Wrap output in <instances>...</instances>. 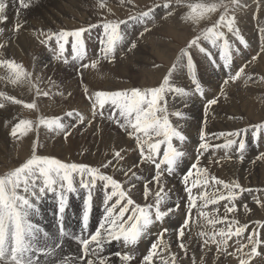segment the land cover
I'll list each match as a JSON object with an SVG mask.
<instances>
[{
    "label": "bare ground",
    "instance_id": "6f19581e",
    "mask_svg": "<svg viewBox=\"0 0 264 264\" xmlns=\"http://www.w3.org/2000/svg\"><path fill=\"white\" fill-rule=\"evenodd\" d=\"M10 1H12V0H5L6 9H5L4 15L6 16L8 14V16L11 19L8 20L6 25L3 24V26H5L4 31H1L2 29L0 30V62H3V61H14V62H16L18 59V62H17L18 65H20L22 67V69H25L26 72L30 74L31 84H29L26 81L25 82H19L16 84L11 83L9 80V77L11 76L10 70L7 69L5 66L0 65V93H3L4 96L20 100L24 103H31V102L35 101L37 104V108L36 109H26L23 107V103L14 104L11 102V100H5L2 97H0V103H2L4 105L3 107H0V176H4L7 173H9L10 171H13L16 168L20 167L29 158H31L30 156L33 155V150L35 149V154L38 156L55 158V159L60 160L61 162H65V163H77V164H83L86 166H91V167L99 169V171L101 173L111 176L113 179H115L121 183L122 188L126 192V195L133 200L134 204H133V206H129L130 208L137 206V205L138 206H146L148 204H154L155 193H156V191L159 190L156 182L153 180V177L156 174V170L152 165L150 166L151 161L150 162L149 161H142V158L140 155V149L137 146V142H136L134 136L130 138L122 128H120V129H122L120 131L112 129V126L114 127L115 124L117 125L116 128L120 127L116 122L120 118H119L118 113L116 112L115 109L112 110L111 106L106 105L105 108L103 110H101L97 106L96 115L94 116L93 110H92V105H91L87 95H86V97H87L86 100L83 98L82 94H81V96H79V93H75L76 87L71 88L72 90L71 91L68 90V92L65 90L64 92H62L64 94H61V95H58L57 97H55L56 99L58 98L59 101H64L67 104V106L65 105V107H63V105H61V103H60V105L57 104L59 107L58 106L53 107L54 105L52 104V102H50V100H51L50 98H54L51 95L52 93L51 94L48 93L47 96L42 95L43 92H46V83H47V78L44 76L43 72L48 70V69L44 70L45 68L40 69V67L46 61L52 60L53 53L45 52V50L42 48L43 45H42L41 41L43 38L46 39V43H49V41H54L56 34L60 33L62 30H65V28H68L69 30L74 31V30H77L80 28H88L90 25H95L96 23L94 21L90 20L88 18L89 15L86 13V4L89 0H25V3L28 5L27 7H25V11L27 12V14L29 13V15L34 18L32 20V22H27L28 20L26 18H24L26 16V15H24L26 12L25 13H24V11L19 12L18 9L16 7H14L12 2H10ZM98 1L104 4V7L107 9L106 10L107 13L113 14L115 17L126 12V9H127L126 5L127 4H125V3L127 2V0H123L124 3L122 2V0H120L122 2V4L120 6L116 5V2H115L116 0H98ZM121 2H119V3H121ZM180 10H181L180 7L179 6L177 7V5H174V6L171 5L167 8H163L162 10H158L159 13H157L155 15L154 21L150 22L151 25L150 24H148L147 26L144 25L145 27H141L140 30L137 29L139 32L144 33L143 39L145 40L144 44L145 43L146 44H145V46H141L143 44L142 43L140 46L138 45L139 47H137V48L134 47V50L131 48V50H133L132 52L127 50V51H129V53H125V55L127 54V57L124 56L117 63V65L120 66V68H121V70H118L119 74L121 73V74L126 76L127 74H125V73L127 71H130V69L132 67L133 69H136V72H137L135 75H133V77H138L139 78L138 80L143 81V80H146L148 77L155 75V76H157V78H159V79L161 78V83H162L163 78L165 77L166 73L163 74L164 72L160 71V69H159L160 67L159 68L153 67L152 62L144 61V59L146 58V54H145L146 52L145 51H146V49L150 48L152 51L157 53L158 56L165 54V53H167V54L171 53V46H170L171 44L170 43H168V42L163 43L162 46L160 45V43L162 41H164V37L162 36L164 33H168V34H170L176 38L182 37L180 32H179V28H178L179 26L182 25L181 21L179 20V16H178ZM227 15H228L227 17H229V18H234L235 24L237 26V30L239 32V36L244 35V33L246 34V38L244 40L247 44V48H242L240 50V48L243 47V44H241L240 45L241 47H239V44H237L236 41L233 40V38L229 39V41L231 42L230 43L231 48L228 49L227 51H230L232 48L237 47V49H238L237 51L239 52V54H238V57L232 58L233 62H231V64H230V69H223L224 71H226V70L228 71V73H225V75H227V78L230 74L235 75V72L238 71L241 67L244 68V72L241 74V76L238 79L233 81V82H235V84L233 86L230 85L232 81L231 80L229 81L228 86L230 87V91H228V92L230 94L231 92L234 93L237 90H241L240 92L245 93L244 99H246L247 101L243 105L248 108L247 115H248V117L253 118V120L255 122H259L262 119H264V102H263V106L262 105L259 106L260 103L259 104L257 103L258 101H261L259 98L263 97V94L260 90L264 91L263 86L261 88H259L257 86L258 85L257 82H260V79L258 77V73L261 74L260 76L264 77V50H262V49H264V31H262V29H264V26H262V24L264 23V0H238V3L233 5L232 11L230 13H228ZM17 25H19V27H22L24 25V27H26V29H27L26 32L28 34L25 37L23 36L21 38V39H23V44L21 45L19 43L18 48H17V46H15V42L12 40V38L14 37V34L9 29L10 27L11 28L17 27ZM249 25H251V26H249ZM261 26H262V28H260ZM248 27H249V29H246ZM223 28L224 27H221L220 29H223ZM94 29L95 28H92V29H90V31L93 32ZM145 29H147V31H145ZM185 30H183V32ZM142 33H141V35H142ZM31 34H32L31 37H34L36 40L35 44L31 45V46L25 45L27 42H30V40L28 38ZM49 34H52L51 40L48 39ZM39 41L41 42V46L36 45V43H38ZM141 41H143V40H141ZM202 41L203 40H199V43H204V41L203 42ZM12 42H14V44ZM192 48H194V47H192ZM206 48H205L206 52H208V51L210 52V48L209 47H206ZM197 50H195L196 55H200L202 57V59H203L202 64L205 66V69L206 70L210 69V71L212 69L214 71L211 74L212 77L208 76V78H207L209 85L216 82V80H214L213 78H215V79L221 78L220 82H221V84H223L225 78H223L221 76V74L224 71H217V66L213 63H209L208 60H204L205 54L201 53L200 51H197ZM125 51H126V49H125ZM254 56L256 57V60H258V61L253 60ZM166 57L168 59L169 56H166ZM92 60H94V59H92ZM59 61H60V58H59ZM193 61L195 62V55L193 56ZM195 66H196V64H195ZM113 67H115V66H113ZM197 67H200V65L198 64ZM161 69H163V68H161ZM170 69H172V68H170ZM177 69L174 70L175 73H173V75L171 77V83L172 84L178 83V86H183V87L187 88V90H188L189 88L187 87V84L189 83V81H191V79L187 73L186 63H184L183 67H181V68L177 67ZM102 72H104V71H102ZM215 72H217V73H215ZM84 74H85V72H84ZM184 76H188V78L186 79ZM110 78L111 77H109L108 74L105 75V78H104V76L99 77V76L89 75L87 77L86 81H87L88 89L92 90V92L90 91L91 94H93V96H94V93L96 91H93V90L96 89L98 91L97 87L98 88L101 87V89L103 88L104 90L106 89L107 91H109L111 89H114V90L124 89L126 87V85H125L126 83H123L122 81H119L117 79H110ZM135 80H137V79H135ZM33 85L35 87H33ZM37 88L40 90L41 94H37ZM192 88L195 89L194 86ZM54 91L55 90L53 89V92ZM172 94H170V95H172ZM205 98H203L202 100H204ZM56 99H54V100L56 101ZM58 100L56 102H58ZM187 100H188V98H187ZM248 101L249 102L251 101L249 103V106H248ZM183 103H185V102H183ZM62 104H63V102H62ZM177 106L175 104V97L172 96L171 98L168 99V101L166 103V107L168 110L170 122L176 130L180 131L181 130L180 128L183 126H181L179 118L176 115H174V113L178 112L177 111L178 109L176 108ZM225 106L228 109H230V107L232 106L230 103V100L228 98H226ZM255 107L257 108V110H259V108L263 109L261 111H258L259 115H256L257 112H254V113L252 112L253 110H255ZM179 109H180V107H179ZM228 109H226V110L228 111ZM101 111L103 112V116L100 115ZM69 112H72L73 116L69 117L67 115V113H69ZM76 113H79L81 116L84 117V120L82 123L80 122L78 117L75 115ZM187 116H189V115H187ZM197 116L194 117L196 120L201 117V114H200V116H198V117ZM41 117L49 118V119L60 118L62 123H64L66 125V128L63 132L57 131V130L50 131L43 126L36 128L35 122ZM205 117H206V115H205ZM22 119L32 121L34 124L33 130L29 131L26 135H21L20 132L18 131L17 136L13 137L11 135L12 129ZM242 119H241V121H242ZM191 120L195 121L192 117H191ZM243 121H244V119H243ZM198 122L199 121L191 122L190 126L187 125L190 127V128H188V130H186L187 133L193 132L194 130H196V128L199 127ZM214 122H216V121H214ZM214 122H213V125H214ZM229 122H230V120H229ZM231 122H232V120H231ZM121 123H122V121H121ZM195 123H198V126H196ZM236 123H237V121H236ZM205 124H207V123H205ZM241 124H242V122H241ZM211 125L212 124H210V126ZM234 125H235V123H234ZM245 125H246V123H245ZM213 127H216V126L214 125ZM184 128L186 129V126ZM206 128H208V127H206ZM220 128H222V127H220ZM231 129H233V127ZM242 129H243V127H242ZM235 132H238L240 134V131L238 129ZM66 133H67V135H66ZM75 135H77V136L75 137ZM224 135H225V133H224ZM238 136H236V137H238ZM212 138H213V140H215L214 137H212ZM228 138H230V137H228ZM232 138H235V137H232ZM173 141H172V143H173ZM225 141H226V139H225ZM176 142L178 143L179 140ZM219 142H223V139L220 140ZM179 144H181V142H179ZM175 145H176V143H175ZM235 146H236V144H235ZM164 147H165V145L161 146L162 152H163ZM174 147L178 150L177 146H174ZM117 151H119L121 153V156L119 158H117L115 156V152H117ZM145 152H147L146 148H145ZM162 152H161L160 156H162ZM259 152L260 151L254 153L253 155L251 154L252 156L247 155L245 157L243 156L244 152L240 153L239 155L227 152L228 154L226 155V159H228L230 161H234V162L240 160V162L242 164L240 162H237V163H240L242 165V167L244 168V167H246V166H244L246 164V162L249 159H251L252 157H254L256 154H257L256 156H258V157L261 156V154L263 152L260 154H259ZM199 156H201V155H199ZM207 157H209V156H207ZM190 158L192 160V157H190ZM187 160H188V158H187ZM105 164H108V167H103V165H105ZM163 167H166V166H162V168ZM186 168H188V167H186ZM190 168H191V166H190ZM179 169H180V165L174 170L172 175H168L167 172H165L163 174V176L161 177V183L163 185L164 195H165V200L162 204V210H167L168 208H175L178 205V199L180 196L181 186L183 184V182L180 180L181 170H179ZM204 171H205V169H204ZM243 171L246 172L244 169H243ZM243 171L242 172L240 171L239 166L233 167L232 171H231L232 177L236 178V179L240 178L242 176L241 174L243 173ZM133 173L135 175H133ZM173 177H175V178L172 179ZM253 177H254V175H253ZM79 180H80V177L78 174H76L74 176V181H75V184L77 186L78 192L71 194L73 198H70V196H69L68 205H67V208L63 214V222L62 223H63V228L66 232V235L64 237L59 236L60 221L56 220V216L58 215L59 204H58V199L54 193H49V195H48L49 201H53L54 204L52 203V204L45 207L44 212H46V214H44V213L41 214L40 209L37 208L36 212L38 214H40V216L37 219L40 221L36 220V222H35V220H33L31 217L32 221L38 226V228L40 230H42V232H41V243L44 242L43 241L44 234H47L48 237L50 238L47 241L49 244H51L53 241L61 243L62 247H61V249L57 250V252L55 254V259H56V261H60L64 258H68L69 264H86V261L80 263L81 262L80 260L75 261L72 259V257H75V259H76L77 257H79L81 255L80 245L76 242V240L73 237L82 236L83 238H87L86 235L89 234V236H90V234L94 233L96 228L99 227L100 222L104 218L105 192L106 191L108 192V189H110V188H108L106 190L103 186V182L97 181L96 187L94 189H92V201H91V209H90V214H89L88 228H87V231H83V223H82L83 201L86 198V196L88 195V192L84 189H79ZM145 185H148L150 188V191H151V195H149V197L147 199H145V195H144ZM257 186H259V188L262 189V188H264V183L257 185ZM210 187H211V185H210ZM249 187H253V186H249ZM241 189H244V191H241ZM249 189L250 188L242 187V185H241L240 189H233V191L236 193V196L239 199L240 196L246 195L248 193ZM227 192H225L224 194L227 195ZM98 193L101 194V196H102L101 198H98V195H97ZM47 194L48 193H46L44 196H42L38 201H35L36 207L39 204L41 208H44V203H43V200H41V199L46 197ZM93 196H97V199H98L99 203L101 204V206L96 205V203L93 199ZM116 199L117 198H115V200ZM257 201H259V203H257ZM125 202H126V200L122 201V203H125ZM239 202H240V200H239ZM239 202L237 201L238 205H239ZM109 204H111V200L109 201ZM224 204L226 206L229 205L228 202H225ZM72 205L77 206V208L75 207L76 211L71 207ZM262 205H264V196H260V198L258 200H256L255 202H249V206L247 207V210L245 208V214L248 215L247 219L242 220V223L240 222L241 225L238 224V225H234V226H239V225L245 226V228L247 229L248 224L252 225L255 223V221L261 222V224H262L264 222V218H263L264 217V206H262ZM216 212L219 213L218 211H216ZM229 215H230V213H229ZM234 217H236V216H234ZM228 221L229 220L223 219V222L220 223L221 226L218 228L223 227L227 230ZM180 222H181L180 221V213L178 212V210H175L172 213H170L168 216H166L163 219V221L155 222L149 228L148 234H146L135 246L125 247L123 245V242H122L120 245L117 244V246L113 245V246L106 247V243H105L103 252L100 253V255L103 256L104 258H106L107 261L109 260L108 264H123V262L119 259V257L116 256V253L119 252V253L123 254V253H125V250H131V251H128L127 253H130L134 256V255H136L135 249L139 246H144L146 244V241H144V238L148 237L150 239V237H151V239L149 240L148 246L145 248H141V250L137 252L139 254L138 257L143 258L144 256H146L148 254V251L151 247V244L156 242V240H157V239H155V240L152 239L153 235L156 234L158 237L159 234L164 229H167V232H165L163 235V243L159 246L157 251L164 249L165 245H167V249L164 250V254H167V256L170 257V260H171L170 264H179V261H180L179 256L181 254L180 253L181 251H180V248L178 246V229H180V225H182V224H180ZM218 224L219 223H217V225ZM202 225H203V223H202ZM202 228H204V226H202ZM153 231H154V233L152 235L151 232H153ZM247 233H249V232H247ZM216 238H218V237H216ZM111 242H113V241H111ZM240 243H242V242H240ZM211 245H212V243H211ZM233 246H234V244H233ZM236 246H238V245H236ZM230 247H231V245H230ZM128 248H130V249H128ZM197 249H198V247H197ZM228 250H230V248H228ZM191 253H193V252H191ZM106 254H109V255H106ZM200 256H202V254ZM205 256H206V254H205ZM173 257H175L174 262L172 259ZM206 257H208V256H206ZM89 258H91L93 260L97 259L96 256H90ZM192 258H193V256H192ZM229 258H230V256H229ZM116 259L120 260V261H117ZM164 259H165V256H164ZM208 259H210V258H208ZM158 260L154 259V257H153V264H160L161 261H158ZM233 260H235V259H233ZM39 264H52V258L47 257V256H40L39 257Z\"/></svg>",
    "mask_w": 264,
    "mask_h": 264
},
{
    "label": "snow or ice",
    "instance_id": "6c2138e0",
    "mask_svg": "<svg viewBox=\"0 0 264 264\" xmlns=\"http://www.w3.org/2000/svg\"><path fill=\"white\" fill-rule=\"evenodd\" d=\"M123 2V0H122ZM21 7H27L25 0H19ZM233 5L238 3V0H231ZM100 7H104L101 3ZM165 8L169 7L168 4L164 5ZM190 12L186 19L193 22H197L201 19L205 13L215 12L218 8H224L225 14H221L219 20L212 26L205 30L203 37L213 47H217L216 41L223 40V44L220 46V59L223 61L224 69H230L231 55L227 51L231 48L229 42L224 38L223 33L219 32L217 29L221 27H226L229 32H234L240 43L247 47L246 42L239 36L238 30L233 28L235 23L234 18H229L226 16L227 5H225L222 0L219 4H203L197 3L189 5ZM6 9L5 0H0V22L7 19L4 15ZM151 9L142 12L139 16H130V20L140 19L149 17ZM126 23V21L118 22H105L102 25H90L88 28H80L71 32L61 31L56 34V42L59 47L60 54L65 51V44L68 43V37H72V53L74 60H82L85 56L84 51V40L83 34L85 32H90V29L102 27L103 37L100 43L102 47V52L104 58H108L111 53L115 51L116 44L123 39L120 32V25ZM19 25H17V28ZM147 31V29H145ZM264 31V29H262ZM143 34V33H142ZM48 39H52V34H49ZM200 36H197L192 41L189 42L188 48L196 47L201 53H205L204 47L199 44ZM64 41V43H61ZM43 42V41H42ZM135 47V44H132ZM264 50V49H262ZM186 58V69L187 73L191 79L192 84L195 87V92L203 95L201 90V85L196 76V66L194 64L193 58L189 51L181 50V53L177 57L176 63L173 64L172 69L169 70L168 74L163 78L162 83L151 89H138L133 88L131 90L124 91H96L93 95L88 94L87 88H85V93L88 95V99L92 105L93 115H96L97 106L99 109L103 110L106 105L111 106L116 110L120 119L116 122L117 124L126 132V134L131 138L135 137L137 146L140 149V155L142 161H151L154 164L156 174L153 180L156 182L159 190L155 193L154 204H148L146 206H134L129 207L134 204L133 200L126 195L125 190L122 185L117 180L113 179L109 175H105L99 171V169L86 166L77 163H65L61 162L55 158L42 157L35 154V149L33 150V155L20 167L13 171H10L4 176H0V264H39L40 256H47L52 258V264H69V259L64 258L60 261H56L55 254L57 250L61 249L62 244L53 241L49 244L47 241L50 239L47 234L43 236V243H41V230L32 221L31 217L37 211L35 201H38L46 193H54L58 199V219L60 221L59 236L64 237L66 232L63 228V214L68 205L69 194L77 193L78 189L74 181V176L79 175V189H84L88 192V195L83 201V231H87L89 214L91 209L92 201V189L96 187L97 181H102L104 188L107 190L111 188V192H105L104 197V218L100 222L99 227L96 228L95 232L90 234L87 238L82 236L73 237L76 242L80 245L81 255L76 259L81 262L86 261V264H108L106 258L100 255L103 252L105 243H110L111 241H122L125 247L135 246L146 234H148L149 228L159 221L178 210L179 205L175 208H168L167 210H162V204L165 200L164 188L161 183V177L165 172L168 175H172L174 170L179 166L181 158L184 153L178 151L173 146V139H179L183 141L185 137L176 130L170 122L168 110L165 103V97L167 93H175L180 96H188L189 92L184 88L177 87L171 83V77L174 70L177 67H183ZM209 59L212 57L209 55ZM256 57H253L255 60ZM67 62V61H65ZM0 65L5 66L10 70L11 76L9 80L11 83L16 84L19 82H28L31 84L30 74L25 72L22 67L13 61H3ZM89 64H82L83 69L89 68ZM91 67L96 68V62L91 64ZM244 72V68L241 67L235 72V75H229L227 79L224 80V85H227L229 81H235ZM33 87H35L33 85ZM223 92V86L221 87ZM37 94H41L40 90L37 88ZM42 95L47 96L48 92H43ZM0 97L5 100H11L14 104L23 103V107L26 109H36L37 104L35 101L31 103H24L20 100L4 96L0 93ZM217 103V99L208 100L207 107ZM4 105L0 103V107ZM69 117L73 116L72 112L67 113ZM80 122L82 123L84 117L79 113L75 114ZM103 116V112H100ZM178 118L181 117V113H174ZM122 121V123H121ZM43 126L48 130H57L63 132L66 125L62 123L60 118H39L35 122V127L39 128ZM34 124L30 120L22 119L20 120L12 129L11 135L16 137L18 131L21 135H26L29 131L33 130ZM259 128H264V125L258 126ZM67 135V133H66ZM223 135V134H222ZM238 132L227 133L229 137L238 136ZM206 133L201 131L200 140L201 143L198 145V151H207L210 145L205 142ZM257 138V134L253 133V139ZM237 141L233 139H228L226 144L223 145L225 148H231ZM161 145H165L163 148L162 156ZM245 141L243 139L239 140L238 151L243 152L245 148ZM216 147H221L217 145ZM145 148L147 152H145ZM115 156L119 158L121 153L119 151L115 152ZM242 158V157H241ZM261 158H264L262 156ZM158 161V162H157ZM110 163V162H109ZM199 156L197 157V162L191 165V169L197 170V179L193 181L191 187L187 186L189 177L193 175V172L189 170L183 175V182L185 183V191L189 193V215L191 209L194 207H199L200 217L207 221L208 225L215 226L217 223H222L223 220L219 218H209L210 213L203 211L202 209L208 205L218 204L221 200L232 201L236 198V193L233 189H240V185L236 182L225 183L224 181L217 179L215 177L211 178V184L222 186L223 189L228 190L227 195L219 189L209 191L210 187L208 180L203 182L200 179L201 170L198 168ZM162 166H166L163 167ZM103 167H108V164L103 165ZM133 175H135L133 173ZM203 187L205 190L199 193V200L202 202L199 206L197 205L196 198L193 197L192 189ZM244 191V189H241ZM145 199L151 195V191L148 185H145L144 191ZM113 197H116L114 203L109 204V201ZM126 203H122L125 201ZM259 203V201H257ZM119 206V207H118ZM264 206V205H262ZM247 210V206H245ZM234 211V206H225V213H231ZM227 219L225 215L224 220ZM189 224V218L186 217L184 225L178 229V238H182L184 235V227ZM238 225L237 221H228V228H220L218 232L209 234L207 232H201V236H208L205 240V244L211 243L217 244V250H220V246H227V241L233 235L240 237L245 233V226H236L233 231L232 226ZM167 232L164 229L158 236L156 242L151 244L148 254L143 257L142 264H153V257L158 255L157 249L163 243V235ZM216 235L220 236V240H216ZM248 244H242L236 249L237 252H243L245 248H249L250 251L245 255L248 259L241 258L239 264H250L251 257L259 255L258 247L264 243V240L259 238L258 233L252 232L247 237ZM180 248L184 250L183 243L180 244ZM167 249L165 245L164 251ZM229 255H234V253H228ZM90 256H96L97 259L93 260L89 258ZM116 256L123 262V264H128L132 259L133 255L130 253H116ZM173 262L175 257L172 258ZM163 264H169L168 261H163Z\"/></svg>",
    "mask_w": 264,
    "mask_h": 264
},
{
    "label": "rangeland",
    "instance_id": "374dc122",
    "mask_svg": "<svg viewBox=\"0 0 264 264\" xmlns=\"http://www.w3.org/2000/svg\"><path fill=\"white\" fill-rule=\"evenodd\" d=\"M10 2H12L14 7H16L19 12H23V11H24V13L26 12L25 7L20 6L19 0H12ZM115 2H116V5H118V6H120L122 4V2L120 0H116ZM119 2H121V3H119ZM222 2L225 5H227L226 16H228L227 14L232 11L233 4L231 3V0H222ZM197 3L219 4V3H221V0H127V2L125 3V4H127L126 5L127 6L126 12L123 14H120L119 16H116V17L113 14L107 13V11H106L107 9L105 7H100L101 2H99L98 0H89L86 4V13L89 15L88 18L96 23L95 25H102L105 22H112V21L113 22H118L121 20L126 21V23L120 25V32H121V35L123 36V39L116 44L115 51L113 53H111L108 58H104V54L102 52L100 40H101V38L106 39V37H103V28L102 27H97L93 30V32L90 31V32H86L83 34L85 56H84V59H82V60H74L72 58L73 57L72 43H71L73 40L72 37H68V43L65 44V51L63 52V55L59 54L60 52H59V47H58L57 42H56V37H55L54 41H49V43H46V39L43 38L42 39L43 42L41 41L42 45H43L42 48L45 50V52L53 53V58H52V60H48L45 63H43L42 66L40 65L41 66L40 69H44V68H45L44 70L48 69V70L44 71L43 73H44V76L47 78L46 92H48L50 94L52 93L51 95H52V97H54V98H50L51 99L50 102H52V104L54 105L53 107H57L58 105H60V103H61V105H63V107H65V105L67 106V104L64 101H59L58 98L56 99L55 97H57L58 95L64 94L62 92H64L65 90L67 92H68V90L71 91L72 90L71 88H74V87H76L75 93H79V96H81V94H82L83 98L85 100L88 97V95L86 97L85 88H87L89 95H93V94H91L92 90L88 89V85H87V81H86L87 77L89 75L99 76V77L104 76V78H105V75L108 74V76L111 77L110 79H117L119 81H122L123 83H126L125 84L126 87L124 89H119V90L111 89L109 91L131 90L132 88H138V89L144 90V89H151V88H154L156 86H159L161 83V78L159 79V78H157V76L153 75V76L148 77L146 80L140 81V80H138L139 79L138 77H133V75H135L137 72H136V69H133L132 67H131L130 71H127L125 73V74H127L126 76L121 74V73L119 74L118 70H121V68H120V66L117 65V63L124 56L127 57V54L125 55V53H129V51L132 52L134 50V48L132 47L133 43H135V48L139 47L142 43L143 44L141 46H145L146 43L144 44L145 40L143 39L144 33L141 35L142 32H139L138 30H140L141 27L147 26L148 24H150V22H153L155 15L157 13H159L158 10H162L163 8H165L164 7L165 4H168L169 6H171V5H173V6L177 5V7L179 6L181 10L179 11L178 16H179V20L181 21L182 25L179 26L178 28H179V32H180L182 37L176 38V37H173L172 35H170L168 33H164L162 35L164 37V41H162L160 43V45L162 46V44L166 43V42L170 43L171 44L170 45L171 46V53H169V54L165 53V54L158 56L157 53H155L150 48H148L145 51L146 52L145 53L146 58L144 59V61L152 62L153 67H155V68L160 67L159 68L160 71L164 72L163 74L166 73V75H167L170 68L173 67L174 63H176L177 57L181 53V50H187L188 49L187 51H190L192 58L195 55V62L194 63L196 64V71H197L196 76L198 75L197 78H198L199 83L201 85V90L203 92V95L196 93L195 89L192 88L194 85L192 84L191 81H189V83L187 84V87L189 88L188 90H187V88H185L183 86H178V83L173 84L177 87H181V88H184L185 90H187L189 92L188 96H180V95L175 94V93H173V94L167 93L166 97H165V101L166 100L168 101V99L171 98L172 96L175 97V104H176V106L178 105L176 107L178 109L177 111L179 113H181V117L179 118V121H180L181 126H183V127L180 128L181 132L180 131L179 132L185 137V139L183 141H180L179 139L176 140L175 138L173 139L174 140L173 146H177L178 151H181L184 153V156L181 158V162L179 164L180 165L179 170H181L180 180L183 182V175L186 174L189 170H191L193 172V175L189 177V180L187 182V186L191 187L193 181L197 179V170L191 169L190 166L193 163H196L197 157L199 155H201V156H199V164H198V168L201 170L200 179L202 182L204 180H208L209 185H211V187L208 188L209 191H212L215 189H219L220 191H222L224 193L228 191L226 189H223L222 186L211 184V178L212 177L220 179V180L224 181L225 183H232L234 181V182L238 183L240 186L242 185V187L250 188L248 190V193L246 195L240 196L239 199L236 196V198L234 200H232L231 202L228 200H221V201H219L218 204H215V206L214 205H208L207 207L202 209L205 212L211 213L209 218H219L220 220H223L224 216L228 214L226 220L237 221L238 224L241 225L242 220H245L248 217V215L245 214V206L248 207L249 202H255L256 200H258L260 198V196H264V188L261 189V188H259V186H257V185L264 183V173H263L264 172V158H261L262 156H264V145H263L264 144V128L258 127L260 125H264V119H262L259 122H255L253 120V118L248 117V115H247L248 108L243 105L247 101L246 99H244L245 93L240 92L241 90H237L236 92H234V93L231 92L229 94L228 91H230V87L228 86V84L227 85H224V83L221 84V82H220L221 78L220 79L219 78H216V79L213 78L214 80H216V82L213 84H210L213 87L212 88L209 85L207 78H208V76L212 77L211 74L214 71L212 69H211V71H210V69L209 70L205 69V66L202 64V60H203L202 57L200 55H196L195 50H197L198 48H196V47L188 48L187 47L190 41H192L197 36H200V40L204 41V43H199L200 46L204 47V48H206V47L210 48V52L209 51L206 52V53H208L207 55L205 53H204L205 55L203 54L205 57L204 60H208L209 63L215 64L217 66V71H224L223 70L224 69L223 61L220 59V50H219L220 46L223 44V40L216 41L217 47H213V45L211 43H209L207 40L204 39L203 33L205 32V30L207 28L212 27L219 20L221 14H225V9L224 8H218L215 12L205 13V15L201 19H199L197 22H193L189 19H186L187 15L190 12L189 5H193V4H197ZM149 9L152 10L149 17L143 18L142 21L140 19H137V20H130L129 19L130 16H139L140 13L148 11ZM24 15H26L24 18H26L28 20L27 22H32V20L34 19L33 17H31L29 15V13L27 14V12ZM6 17H7L6 21L0 22V30L2 29L1 31H4V29H5V26H3V24L6 25L8 20L11 19L8 16V14L6 15ZM249 26H251V25H249ZM262 26H264V23L262 24ZM262 26L260 28H262ZM19 28H17V27H14V28L10 27L9 28L10 31L14 34V37L12 38V40L15 42V46H17V48L19 47V45H18L19 43L21 45L23 44V39H21V38L23 36L25 37L26 35H28L26 32L27 29H26V27H24V25L22 27H19ZM233 28L237 30V26L235 23L233 24ZM246 29H249V27ZM183 30H185V31L183 32ZM217 30L224 34V36L226 37V38L225 37L224 38L227 39L229 44L231 43L229 41V39L233 38V40H235L236 43L239 44V47H241L240 46L241 45L240 40L236 38V35L234 32H229L226 27H224L223 29L219 28ZM62 31L71 32V30H69L68 28H65V30H62ZM31 36H32V34L28 38L30 40V42H27L25 45L31 46V45L35 44L36 40L34 37H31ZM240 37L244 40L246 38V34L244 33V35H241ZM141 40H143V41H141ZM14 42H12V43L14 44ZM41 42L39 41L38 43H36V45L41 46ZM61 43H64V41H61ZM131 48L133 50H131ZM242 48H247V47H245L243 45V47H241L240 50ZM125 49H126V51H125ZM127 50H129V51H127ZM237 50H238L237 47H234L230 51H228L229 54L231 55V62H233V59H232L233 57H238L239 52ZM197 51H199V49ZM209 55L212 57V59H209ZM166 56H169L168 59ZM59 58H60V61H59ZM92 59H94V60H92ZM65 61H67V62H65ZM256 61H258V60H256ZM17 62H18V59L14 63L18 64ZM93 62H96V68H94V69L91 67V64ZM184 63H186V58H185ZM82 64H89L90 66L87 69H83L81 67ZM198 64L200 65V67H197ZM113 66H115V67H113ZM161 68H163V69H161ZM23 70L26 72L25 69H23ZM102 71H104V72H102ZM84 72H85V74H84ZM173 73H175V72H173ZM215 73H217V72H215ZM225 73H228V71L227 70L224 71L221 74V76L226 79L227 75H225ZM260 75L261 74L258 73V77L260 79V82H257L258 83L257 86L259 88H261L262 86L264 87V84H263L264 83V77H262ZM184 77L186 79L188 78V76H184ZM135 79H137V80H135ZM234 84H235V82L232 81L230 85L233 86ZM222 86H224L223 92L221 91ZM53 89L55 90L54 92H53ZM97 89H98V91H102V90L107 91L106 89L105 90L103 88L101 89V87H99V88L97 87ZM93 91H97V90L95 89ZM260 91L262 92L263 97H260L259 99L261 101H258L257 103L258 104L260 103L259 106H261V105L263 106L264 91H262V90H260ZM170 94H172V95H170ZM187 98H188V100H187ZM203 98H205V99L202 100ZM207 98L209 100L217 99V103L214 104L215 106L214 105L208 106L207 111H206V106H207V102H208ZM226 98H228L230 100V103L232 105L230 107V109H228L225 106ZM54 99H56V101L58 100V102H56ZM167 101L165 103H167ZM62 102H63V104H62ZM183 102H185L186 104ZM250 102L248 101V106H249ZM179 107H180V109H179ZM111 109L114 110V108H112V107H111ZM226 109H228V111ZM261 110H263V109L259 108V110H257V108L255 107V110H253L252 112L253 113L257 112L256 115H259L258 111H261ZM199 113L201 114V117L196 120L194 117H196L197 115L200 116ZM187 115H189V116H187ZM205 115L207 118L205 117ZM191 117L195 121H192ZM242 118L244 119V121ZM241 119H242V121H241ZM229 120H230V122H229ZM231 120H232V122H231ZM197 121H199L198 122L199 127H197L196 130H194L193 132L187 133L186 130H188V128H190L189 127L190 123L191 122H197ZM214 121H216V122H214ZM236 121H237V123H236ZM213 122H214V125L216 127H213L214 126ZM241 122H242V124H241ZM198 123H195V125L198 126ZM205 123H207V124H205ZM234 123H235V125H234ZM245 123H246V125H245ZM210 124H212V125L210 126ZM187 125H189V126H187ZM116 126H117L116 124L114 127L112 126V129L119 130V131L122 130V129H120L121 127L116 128ZM185 126H186V129L184 128ZM231 126L233 127V129H231L232 128ZM206 127H208V128H206ZM220 127H222V128H220ZM242 127H243V129H242ZM237 129L240 131L239 136L235 137V138H232V137L228 138L229 136H227L226 133H230L232 131L235 132ZM201 131H204L206 133L207 137L205 136L206 137L205 142L212 145L211 147H209V149L207 151H204V150L198 151L197 150L198 145L201 143V140H200ZM254 132L257 134L256 139H253V133ZM224 133H225V135H224ZM76 136L77 135H75V137ZM212 137H214L215 140H213ZM222 139H223V142H219ZM225 139H226V141H225ZM228 139H233V140L237 141L238 143H239V140H241V139H243L245 141V145L247 147L245 146V148L243 150V152H244L243 156L244 157L247 155L252 156L254 153H256L258 151H260L259 154L262 152L263 153L261 154L260 157L256 156L257 154L252 158L250 157L251 159H249L246 162V164L244 165L246 167L243 168L240 160L234 162V161H230V160L226 159V155L229 152L237 154V155H239L241 153L238 151V143H236V146L234 144L231 148L223 147V145L226 144ZM178 140H179V142H181V144H179V142L178 143L176 142ZM175 143H176V145H175ZM217 145H220L221 147H216ZM161 146H163V145H161ZM207 156H209V157H207ZM190 157H192V160ZM187 158H188V160H187ZM237 162H240L241 164L237 163ZM151 165L154 167L152 162H150V166ZM236 166H239V169L241 172L243 171V169L246 171V172L243 171L244 174L242 173L241 174L242 176L238 179L233 178L232 172H231L232 168L236 167ZM186 167H188V168H186ZM204 169H205V171H204ZM253 175H254V177H253ZM174 178L175 177H173L172 179H174ZM249 186H253V187H249ZM185 187H186V185L183 182V184L181 186L180 196L178 199V205H179L178 212L180 213V221L182 222V223L180 222V224H182V225H180V228H181V226L184 225V221H185L186 217L189 218V224L187 227H184V229H183L184 230L183 237L178 238L179 248H180V243H183L185 245L184 250H182L180 248L181 254L179 256V260H180L179 264H189V263L190 264H206V263L207 264H219V263L220 264H224V263L225 264H239L238 260H240L241 258L248 259V256H246L245 254L250 251L249 248H245L243 250V252H237L236 249L239 248L242 244H248L247 237H248V235H250L254 231L256 233H258L259 238L261 240H264V231H263L264 230V222L261 224V222L255 221V223L253 222L254 224H252V225L248 224L247 229L245 230V233L242 234L243 236L241 235L240 237H237V236L233 235L230 239H228L229 241H227L226 250H225V246L221 245L220 250L218 251L217 250V247H218L217 244L215 245L214 243H212V245H211L210 241H209V243L205 244V240L208 239V236H201L200 233L201 232H207L209 234H212V233L218 232L220 229L218 227H220L221 224L219 223L218 225L216 224L215 226L208 225L207 221L204 218L200 217L199 211L201 209L199 207L192 208L191 213L189 215V200H188L189 193L185 191ZM204 190L205 189L203 187H198V188L192 189L191 194L193 195L194 198H196L198 206L202 203L199 200V193L201 191H204ZM108 192L109 193L111 192V188L108 189ZM71 194H69V196H70V198H73ZM48 195H49V193L46 195V197L41 199V200H43L44 208H41L39 204L37 206V208L40 209L41 214L42 213L46 214V212H44L46 206H48L52 203L54 204L53 201H49ZM97 195H98V198L102 197L100 193H98ZM115 198L116 197L112 198L111 204L115 202ZM93 199H94L97 206H101V204L99 203V201L97 199V196H93ZM239 200H240V202H239ZM237 201L239 202V205L237 204ZM225 202L229 203V205H228L229 207L234 206V210L235 211L237 210V211L236 212L232 211V213H230V215H229V213H227V214L224 213L225 212V206H226L224 204ZM35 204H36V202H35ZM71 207L76 211L77 206L72 205ZM216 211H218L219 213H217ZM39 216H40V214L35 212V215L32 216V219L35 220V222H36V220H38L37 218ZM234 216H236V217H234ZM38 221H40V220H38ZM202 223H203V225H202ZM201 225L204 226V228H202ZM233 226H232V228L234 231L236 226H234V227ZM41 232H42V230H41ZM247 232H249V233H247ZM151 233L153 235L154 231ZM88 236H89V234L86 235V237H88ZM155 236L157 237V235L154 234L152 239L155 240L158 238V237L156 238ZM216 237H218L219 239ZM216 237L215 238L218 241L221 239L219 235H216ZM150 239H151V237H150ZM150 239L148 237L144 238V241H146V244L144 246H139L135 249L136 255L133 256L134 259H132L130 262H128V264H142L143 258L138 257L139 254L137 252L140 251L141 248L147 247ZM240 242H242V243H240ZM121 243H122V241H113L110 243H106V247L113 246V245L117 246V244L120 245ZM233 244H234V246H233ZM230 245H231V247H230ZM236 245H238V246H236ZM197 247H198V249H197ZM228 248H230V250H228ZM128 249H130V248H128ZM128 251H131V250H125V253ZM157 252H158V255L154 256V259H157V260L159 259L158 261H161L160 264H163V261H168L169 264L171 263L170 257L167 256V254H164V251L158 250ZM191 252H193V253H191ZM258 252L260 253L259 255L251 257L250 264H253V263L254 264H259V263L264 264V260H263L264 259V243H262L258 247ZM228 253H234V255H229ZM201 254H202V256H200ZM205 254L208 257H206ZM106 255H109V254H106ZM164 256H165V259H164ZM192 256H193V258H192ZM229 256H230V258H229ZM208 258H210V259H208ZM72 259L75 261L76 260L79 261V259H75V257H72ZM233 259H235V260H233ZM117 261H120V260H117ZM80 263H82V262H80Z\"/></svg>",
    "mask_w": 264,
    "mask_h": 264
}]
</instances>
